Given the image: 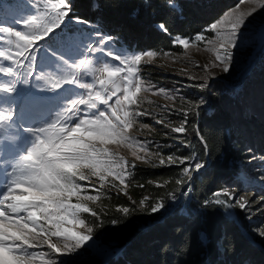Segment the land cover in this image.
<instances>
[{"label": "snow or ice", "instance_id": "obj_1", "mask_svg": "<svg viewBox=\"0 0 264 264\" xmlns=\"http://www.w3.org/2000/svg\"><path fill=\"white\" fill-rule=\"evenodd\" d=\"M24 3L27 7V0ZM245 3L250 7L240 11V4ZM166 4L176 7L174 0H166ZM240 4L204 32L191 38L176 36L173 44L187 50L193 42H204L209 45L208 50L215 53L211 66L222 67L228 72L234 50L240 44L241 29L258 10L264 9V0H240ZM36 7L35 14L13 19L12 26H4L0 20V42L7 45L0 47V61L7 63V66H0V74L12 77L8 82L0 83V92L16 93V84L26 82L33 75L35 58L43 52L49 71H41L36 78L47 86L34 92L31 102L42 106L55 103L62 106V111L56 112L40 127L22 128L28 133L23 142L15 146L10 159L0 158L6 165L0 168V264H75L74 257L92 239L93 232L82 214L97 216L98 212L87 202L100 199L98 195L84 194L88 192V186L80 182L88 181L92 189L98 191L91 185L94 177L100 188L111 184L127 195L129 167L136 165H129L124 156L108 145L132 148L131 155L136 160L145 159L138 155L134 148L138 142L130 135L135 118L144 113L130 109L139 106L140 93L150 87L143 83L139 74L142 58L147 57L151 62L158 53L153 50L133 55L118 53L109 46L115 38L99 30L93 34L94 43L85 45L81 41L78 44L69 35L61 38L62 48H45V40H51L69 19L72 5L70 0H44L42 11L39 4ZM225 18L229 23L223 27ZM75 20L87 23L79 17ZM157 27L168 33L163 22ZM259 31L264 37V24L259 26ZM207 32H214L217 39L208 40ZM74 55L82 58L75 60ZM209 66L205 64L204 68L207 70ZM104 72L107 73L105 78L95 75ZM85 76L93 77L94 83L83 82ZM65 85L70 87L65 88ZM120 92H123L122 99L117 95ZM203 103V100L198 102ZM16 117L14 104L0 107V132L11 129L16 124ZM186 124L185 111L180 126L172 131L183 134L187 131ZM5 146L12 147L7 142ZM192 160L191 156L170 155L167 164L184 165L181 174L190 180L194 171L204 167L203 162L193 164ZM165 163L164 159L160 160L161 165ZM221 196L226 199H220ZM213 197L214 203L224 205L225 209L238 207L245 210L249 206L243 196L227 189L217 190ZM147 199L143 198L140 203L143 205ZM204 203L207 205L209 201ZM162 208L164 204L158 200L151 206L150 213ZM119 210L125 215L129 213L126 207ZM257 234L264 238V230H257ZM42 246H46L48 252L37 251Z\"/></svg>", "mask_w": 264, "mask_h": 264}, {"label": "trees", "instance_id": "obj_2", "mask_svg": "<svg viewBox=\"0 0 264 264\" xmlns=\"http://www.w3.org/2000/svg\"><path fill=\"white\" fill-rule=\"evenodd\" d=\"M237 1L174 0L176 7L171 8L166 0H70V17L100 25L116 42L142 53L170 49L174 37L204 32ZM161 22L167 34L158 29ZM209 97L210 111L197 109L189 116L184 147L178 152L193 157V164L204 163L198 173L189 180L181 174V164L137 167L127 196L105 190L92 208L98 215H83L98 240L120 250L103 264H264V249L247 239L242 226L213 197L238 178L237 159L248 143L264 151V59L242 89H225L219 83ZM182 192L185 200L175 205ZM158 200L164 208L150 213ZM124 207L127 215L119 210Z\"/></svg>", "mask_w": 264, "mask_h": 264}, {"label": "rangeland", "instance_id": "obj_3", "mask_svg": "<svg viewBox=\"0 0 264 264\" xmlns=\"http://www.w3.org/2000/svg\"><path fill=\"white\" fill-rule=\"evenodd\" d=\"M37 4H39V10L42 11L44 0H27V7L24 0H0V20L4 22V26H12L13 19L35 14L38 10ZM238 4H240V0L223 12L215 22L220 21L222 17H225L226 13L235 9ZM249 7V4H240L239 10L246 11ZM228 23V19L225 18L223 27H226ZM262 24H264V9L258 10L249 18L247 26L241 29L240 44L234 50L232 65L228 72H224L222 67L211 66V62L215 59V53L209 51V45L204 42H193L187 50H184L180 45L174 44L170 49H158L156 51L158 55L151 62H148L147 57L142 58L139 65V74L143 83L150 87L148 91L140 93L141 103L139 106L130 109L144 113V115L135 118L130 135L138 142L134 145L138 155L145 157V159L136 160L131 155L132 148L123 145H108L110 149L118 151L120 155L124 156L129 161V165L132 163L136 165L134 168L129 167L131 175L128 177V183L133 173L132 170L137 167L159 168L160 166H169L167 164L168 156L181 157L178 152L184 147L183 139L188 131L189 116L195 113L197 109L204 108L210 111L209 96L213 95L217 84L221 83L225 89L239 90L243 88L246 77L264 59V37L259 31V26ZM96 30L106 34L100 28V25L89 22L77 23L75 18L69 17L51 40H45L43 47L62 48L61 38L69 35L74 37L78 44L81 41L85 45L94 43L93 34ZM205 35L210 41L217 39L214 32L205 33ZM109 46L118 53L138 54V52H132L126 46L116 42L115 39ZM0 47H7V45L0 42ZM164 53H168V55H164ZM81 58L74 55L75 60ZM47 63L43 52H40L35 58L33 75L28 77L26 82H18L16 84L17 92L13 94L0 92V107L14 104L17 111L16 124L11 129L0 132V148L4 149L0 150V158L10 159L15 146L23 142V137L27 136L28 133L23 132L22 128L40 127L51 120L56 115V112L62 111V106H58L55 103L42 106L31 102L32 94L47 86L43 81L36 78L41 71L45 73L49 71ZM205 64L210 65L207 70L204 68ZM0 66H7V63L0 61ZM95 75L105 78L107 73H96ZM11 79L12 77L0 74V83L8 82ZM20 79L22 80L23 78L21 77ZM83 82L94 83V78L85 76ZM201 84L205 86L200 87ZM64 87L68 88L70 86L65 85ZM159 89L164 91L160 92L158 91ZM117 95L122 99L123 92ZM200 100H203L204 103L198 104ZM114 101L115 97L112 101L115 107ZM243 107L244 105L241 104L240 108L242 109ZM185 111L187 112V124L185 125L187 131L183 134L173 132L172 128L180 126L183 121ZM242 111L244 112V110L239 111L240 114L243 113ZM118 114L122 116V113ZM5 142L12 145V147H6ZM141 145H143V148H141ZM161 159H164L166 163L161 165ZM237 163L240 170L238 178L233 183L227 184L225 189L237 193L238 196H243L248 200L249 206L245 210H241L238 207H230L226 209V214L230 220L242 226L248 240L264 249V238L257 234V230H264V197L260 195L264 193V151L248 143L243 148ZM3 167H6V165L0 162V168ZM198 172L194 171L192 175ZM109 179L111 180V178ZM80 183L88 186V192L84 194L101 197L100 194L103 191L109 190L116 194L127 196L119 190V187H112L111 184L100 188L98 181L94 177L91 185H95L98 191L93 190L88 181H81ZM114 183L119 185L118 181ZM186 192L187 198L188 191ZM184 198L185 194L182 192L175 205L184 201ZM220 199L226 198L221 196ZM73 202H76L75 198H73ZM87 203L90 208H93L99 204V200ZM83 215L82 218L84 217ZM243 222H247L251 227L245 229ZM91 235L92 239L80 250L79 255L74 257L75 264H103L109 258L119 254L120 250L118 251V248L114 247L115 245L103 244L93 233ZM37 251L48 252V248L42 246Z\"/></svg>", "mask_w": 264, "mask_h": 264}]
</instances>
